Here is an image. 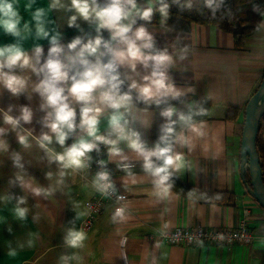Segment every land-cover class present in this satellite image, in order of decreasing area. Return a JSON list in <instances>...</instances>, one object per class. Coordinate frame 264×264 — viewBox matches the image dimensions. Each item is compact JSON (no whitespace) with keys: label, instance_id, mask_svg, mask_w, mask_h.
Segmentation results:
<instances>
[{"label":"crops","instance_id":"obj_1","mask_svg":"<svg viewBox=\"0 0 264 264\" xmlns=\"http://www.w3.org/2000/svg\"><path fill=\"white\" fill-rule=\"evenodd\" d=\"M99 2L103 4L105 0ZM52 3L53 0H18L21 35L14 37L0 29V47L16 44L35 63L34 48L40 46L43 63L51 36L59 33L60 42L67 45L77 36L87 40L98 35L95 23L79 16L75 25L69 26L71 17L77 15L69 10L71 0H61L63 7L57 8H52ZM137 4L145 8L148 0H137ZM38 9L44 10L42 26L48 37L38 34L33 19ZM261 14L258 30L246 38L241 50L234 48L231 34L212 25L194 24L188 32L161 24L143 25L153 36L155 49L167 51L172 57L168 82L181 95L173 104L162 107L132 104L129 128L140 133L146 146L152 148L166 122L160 115L165 107L175 108L174 115L189 114L196 101L208 103V119L181 131L173 145V153L182 157L181 168L173 172L195 187L200 196L183 197L171 189L166 196L157 195L154 178L145 172L142 158L128 147L127 141L119 143V156L110 155V146L106 145L116 191L125 197L124 215L114 220L118 207L107 203L90 229H82L81 224L86 217L85 202L96 191L92 173L84 167L64 168L39 143L42 134H48L53 137L48 149L53 154L63 153L78 139L87 138L86 134L77 127L63 146L58 144L55 134L44 126L51 109L41 108L44 101L34 91L41 77L31 67L12 69L26 84L22 94L14 95L0 83V264H264V211L247 193L239 171L244 108L264 74V10ZM104 33L110 39L107 30H101L99 35ZM120 71L128 84L132 80L142 84V77L150 75L151 68L138 64L135 71L127 66ZM70 102L78 125L81 105ZM23 107L32 111L30 122L21 121L16 126L6 122V116H20ZM229 108L239 110L234 120L226 119ZM111 112L105 108L101 114L98 134H108ZM21 137L27 146L20 142ZM16 155L23 167L15 166ZM35 188L49 190L50 194L35 195ZM214 192L232 195L233 202L210 200L209 194ZM20 198L24 203L18 205ZM17 206L27 209L24 219L17 217ZM245 216L255 236L248 246H171L149 238L156 231L177 226L235 228ZM70 230L85 234L80 247L67 244Z\"/></svg>","mask_w":264,"mask_h":264},{"label":"clouds","instance_id":"obj_2","mask_svg":"<svg viewBox=\"0 0 264 264\" xmlns=\"http://www.w3.org/2000/svg\"><path fill=\"white\" fill-rule=\"evenodd\" d=\"M173 2L179 3V0ZM153 3L159 4V7L154 9ZM206 3L210 8L214 4L219 7L216 0H206ZM17 5L18 0H0V29L14 37L21 35L19 28L21 16ZM51 7H63L61 0H53ZM168 9L169 4L166 0H148V6L145 8L139 7L137 0H105L103 4L99 0H71L69 10H74L77 15L71 17L69 26L75 25L78 16L95 23V30L98 33L95 38L85 40L84 37L77 36L64 45L57 33L51 36V46L43 63H41L43 49L40 46L34 48L35 63L16 44L0 47V83L12 94H22L26 84L22 77L12 73L11 70L15 67H31L32 71L41 77L34 91L39 93L44 101L41 108L51 109L45 116L44 126L55 134L56 142L63 146L70 133L77 127L86 134L87 138L78 139L63 153L57 154L48 149L53 137L48 134H42L40 137V147L64 168L84 167L87 154L98 150V142L110 146V155L119 156L121 155L119 143L127 141L128 147L142 158L145 172L154 178V186L159 190L157 195L168 194L172 187L170 181L173 171L179 170L182 166V157L173 153L174 142L178 139L175 128L177 120L172 119L176 109L168 106L160 112L166 122L162 125L158 141L152 148L146 146L140 133L129 128L128 119L133 104V90H137L135 100L145 105L159 106L166 103L168 97L176 100L181 95V92L168 82L167 70L172 63V57L167 51L155 49L154 38L145 26L134 28L137 19L150 21L154 11H158L166 18ZM43 16L44 10L38 9L33 14V19L36 21L38 34L48 37L49 33L42 26ZM101 30H107L110 39H103L99 35ZM138 64L146 69L150 67V75L142 77V84L132 80L128 90L122 91L125 80L121 78L119 69L127 66L135 71ZM70 101L81 105L78 125L76 111ZM105 108L112 110L108 117L109 132L100 135L98 125ZM196 114H204V110L201 109ZM192 117L191 112L187 115L181 113L178 119L184 125L190 126ZM31 119L32 111L28 107H23L21 115L16 118L5 117L6 122L13 126L20 124L21 121L30 122ZM2 132L3 129H0V133ZM20 142L27 146L24 137L20 138ZM100 163L103 164V161ZM14 164L16 167H23L19 155L14 157ZM123 167L127 169L128 165ZM94 186L102 193L113 189L109 173L99 172ZM33 192L35 195L50 194L49 190L41 188H35ZM23 203V198H20L18 205ZM26 212L27 209L19 206L15 209L20 219L25 218ZM123 215L124 209L118 208L113 219L123 218ZM85 238L83 232L70 230L66 242L70 247L77 248L82 245Z\"/></svg>","mask_w":264,"mask_h":264},{"label":"trees","instance_id":"obj_3","mask_svg":"<svg viewBox=\"0 0 264 264\" xmlns=\"http://www.w3.org/2000/svg\"><path fill=\"white\" fill-rule=\"evenodd\" d=\"M166 2L169 4L168 16L166 18L158 11H154L150 21L139 19L137 24H161L168 29L180 32H188L194 24L212 25L219 30L232 35L234 48L236 50H241L244 47L246 38L258 30L259 24L262 20L261 13L264 10V0H222V2L221 0H216V4H219V7H216L214 4L212 8L208 7L206 0H179V3H174L173 0H166ZM189 5L191 6L189 7ZM158 7L159 4L153 6L154 9ZM102 38L108 40L106 33L102 35ZM121 78L124 79L122 73ZM128 86L129 84L125 80V83L122 86V91H127ZM132 95L133 104L139 107L156 108L170 105L175 102L174 100L167 98V102L159 106L155 104L145 105L143 102L135 100L136 92L132 91ZM201 109L204 110V114L197 115L196 113ZM209 112L210 105L208 103L196 101L192 112L193 117L191 125L207 120ZM238 112L239 110L236 108H229L226 113V119L234 120L238 115ZM181 113L187 115L185 112H179L172 117L173 120H177L175 126L177 136L181 131L189 127L179 121L178 117ZM256 150L259 155V163L264 182V115L259 124L256 138ZM170 182L172 184L170 189L180 196L188 198L200 196V192L195 187L183 182L174 172ZM246 183H249L248 175L246 176ZM209 198L212 201L223 204H231L233 202L232 195L223 192L210 193Z\"/></svg>","mask_w":264,"mask_h":264},{"label":"built area","instance_id":"obj_4","mask_svg":"<svg viewBox=\"0 0 264 264\" xmlns=\"http://www.w3.org/2000/svg\"><path fill=\"white\" fill-rule=\"evenodd\" d=\"M103 161V164L100 162ZM85 170L92 173L94 180L101 171L109 173L113 189L102 193L96 189L95 195L85 202L86 217L81 226L82 229H90L93 222L101 214L107 203H114L118 208L124 207L125 197L123 193L117 192L110 164L106 158V144L98 142V150L88 153L85 160ZM150 239L157 240L171 246H219L229 247L232 245H251L255 236L248 227V218L245 216L240 220L237 227H181L177 226L170 230H159L149 235Z\"/></svg>","mask_w":264,"mask_h":264},{"label":"water","instance_id":"obj_5","mask_svg":"<svg viewBox=\"0 0 264 264\" xmlns=\"http://www.w3.org/2000/svg\"><path fill=\"white\" fill-rule=\"evenodd\" d=\"M264 115V77L248 99L244 108V122L240 142V178L247 193L264 211V182L256 150L259 124ZM249 183H246V176Z\"/></svg>","mask_w":264,"mask_h":264}]
</instances>
